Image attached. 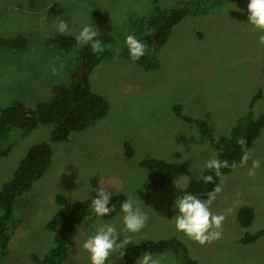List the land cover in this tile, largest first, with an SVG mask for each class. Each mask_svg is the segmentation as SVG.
Segmentation results:
<instances>
[{
    "label": "rangeland",
    "instance_id": "obj_1",
    "mask_svg": "<svg viewBox=\"0 0 264 264\" xmlns=\"http://www.w3.org/2000/svg\"><path fill=\"white\" fill-rule=\"evenodd\" d=\"M190 1L159 0V4L179 8ZM248 3L226 0L219 9L186 16L159 50L158 70H145L123 57L101 62L94 69L92 88L110 102V112L68 141L51 142L49 168L16 204L18 227L5 264H39L33 256L43 258L53 244L47 224L65 212L56 196L62 193L72 201L98 198L95 189L101 181L112 194H133L150 217L127 247L178 237L198 264H264V236L250 244L240 241L247 232L264 228V129L251 149L252 159L260 161L256 175H248L250 159L247 166L238 165L222 176L223 191L211 205L214 214L226 216L219 240L200 246L175 229L174 217L179 210H173V205L178 196L191 193L189 176H176L147 200L139 194L150 174L141 164L143 159L184 163L192 176L199 178L206 171L205 163L218 157L211 137L229 135L251 108L264 114V46L258 43L260 33L248 24ZM155 5V0H0V38L22 34L29 39L21 49L0 46V106L20 100L34 107L50 99L58 83L73 82L79 70L77 49L62 53L47 44L59 33V20L70 24L73 36L85 25L97 27L100 35L113 36L121 50L126 37L136 33L139 22L154 13ZM102 12L108 17L95 18ZM259 92L261 96L254 101ZM176 104L183 106L185 115L204 119L210 137L201 135L195 123L180 118ZM51 130V124H42L28 134L14 130L12 150L0 156V189L12 179L29 149L49 139ZM126 143L134 148L132 157L125 154ZM244 205L253 206L256 212L249 227L238 220ZM122 216L120 212L111 219L85 218L72 236L65 264H90L82 245L103 223H111L128 235L123 231ZM123 238L119 236L118 243ZM152 255L163 257L164 264H177L172 251ZM124 262L123 257L117 264Z\"/></svg>",
    "mask_w": 264,
    "mask_h": 264
},
{
    "label": "trees",
    "instance_id": "obj_2",
    "mask_svg": "<svg viewBox=\"0 0 264 264\" xmlns=\"http://www.w3.org/2000/svg\"><path fill=\"white\" fill-rule=\"evenodd\" d=\"M226 0H192L183 7L165 8L155 0L154 13L141 20L135 36L146 45L145 55L136 63L145 70H158L161 67L159 50L165 45L172 35L173 28L189 14H201L221 8ZM108 17V13H96L95 18ZM101 16V17H100ZM76 36L57 33L51 37L47 44L56 51L70 53L77 49L79 52V70L73 76L72 83L61 82L53 89L50 99L39 101L34 107L25 102L16 100L8 106H0V156H6L13 148L12 134L15 129L22 130L25 134L32 132L42 124H51L52 130L48 140H43L33 145L27 155L20 162L11 180L0 189V264H5L9 253V244L18 227V218L15 217L16 204L23 199L37 180H39L49 168L53 158L51 142L68 141L71 135L85 130L89 125L96 124L106 117L111 109L110 102L100 93L95 92L91 84V75L94 69L106 60L115 57L131 59L127 45L119 50L116 47V39L110 35H98L104 46V51L94 54L90 45H79ZM26 35L0 38V46L9 49H21L28 44ZM264 74V64H263ZM261 96L257 94L256 101ZM254 104H252V107ZM175 112L189 123H195L201 135L210 137L208 123L204 119L187 116L183 112L181 104L175 105ZM264 129V114L250 109L243 115L224 137H211L212 145L218 151V158L229 162L228 168L221 169L222 176L233 172L232 164L237 166L242 158V147L238 144L240 138L247 142V148L251 151L255 140ZM125 154L128 157L134 155V148L130 143L125 144ZM149 171L139 191L140 197L147 200L153 194L163 190L176 176L185 174L189 176L188 190L207 199V193L212 191L217 184L222 186V176L215 177L213 172L206 170L199 178H194L190 168L181 162H170L158 158H145L141 161ZM204 175H213V183H205ZM127 196L120 192L112 194L110 207L114 211L104 219L116 217L120 212V205ZM95 199V198H93ZM57 202L65 208L59 220L48 222L47 226L52 232L53 244L43 258L33 256L39 264H65L72 244V236L77 226L87 217L95 216L91 209L92 198L83 200H71L66 195L59 193ZM256 217L253 206L244 205L238 212L239 223L243 227L252 225ZM264 236V228L255 232H247L240 238L243 244L258 241ZM145 251L151 254H162L172 251L176 256L177 264H198L191 257L188 246L178 237H171L157 241H147L125 249L124 264H136L140 254Z\"/></svg>",
    "mask_w": 264,
    "mask_h": 264
},
{
    "label": "clouds",
    "instance_id": "obj_3",
    "mask_svg": "<svg viewBox=\"0 0 264 264\" xmlns=\"http://www.w3.org/2000/svg\"><path fill=\"white\" fill-rule=\"evenodd\" d=\"M237 10L242 11L241 9ZM247 11L249 13L248 24L252 26L253 31L260 33L258 43L264 46V0H249ZM57 31L61 34H70V24L59 20ZM98 35H100V32L97 27L94 29L91 25H85L75 39L79 45H90L92 52L96 54L104 51L102 41L97 38ZM125 44L133 61H138L146 53V45L133 35L126 37ZM55 71L53 69L54 74ZM238 144L242 147V158L239 166L245 167L248 161L252 159L253 154L247 148V142L244 138H240ZM228 167L229 162L218 157H213L205 163V169L213 172L215 177L222 176L221 169ZM232 167L235 168L237 165L233 163ZM259 167L260 161L252 159V166L248 171V175L255 176V170ZM202 179L205 183L214 182L213 175H204ZM95 191L98 198H92L91 202V209L95 216L102 218L110 215L114 211V207H110L112 193L102 181ZM222 191V186L217 184L212 191L207 193V199H201L193 193L178 196L173 205V210H179V215L174 217L176 231L184 234L200 246L219 240L222 237V226L226 216L214 214L211 211V205ZM120 209L123 214V231L128 235L122 234L111 223L101 224L95 230V234L89 236L82 245L83 249L89 254L90 264H106V261L108 264H117V261L124 257L127 246L133 243L132 236L140 233L150 219L148 214L137 205V201L131 193L120 205ZM121 235L124 237L123 241L118 243V238ZM110 257H115V259L110 260ZM137 264H164V258L154 257L151 253L146 252L137 261Z\"/></svg>",
    "mask_w": 264,
    "mask_h": 264
},
{
    "label": "crops",
    "instance_id": "obj_4",
    "mask_svg": "<svg viewBox=\"0 0 264 264\" xmlns=\"http://www.w3.org/2000/svg\"><path fill=\"white\" fill-rule=\"evenodd\" d=\"M141 256H142V255H140L139 259L141 258ZM139 259H138V260H139ZM136 264H137V263H136Z\"/></svg>",
    "mask_w": 264,
    "mask_h": 264
}]
</instances>
